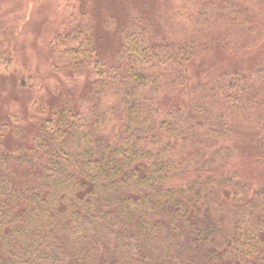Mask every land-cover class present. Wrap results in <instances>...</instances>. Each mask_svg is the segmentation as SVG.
Here are the masks:
<instances>
[{"label":"trees","instance_id":"obj_1","mask_svg":"<svg viewBox=\"0 0 264 264\" xmlns=\"http://www.w3.org/2000/svg\"><path fill=\"white\" fill-rule=\"evenodd\" d=\"M253 6L209 0L179 41L109 12V63L91 8L69 12L50 41L60 94L0 119V264H264V178L232 166L264 158V59L191 78L198 25L248 32Z\"/></svg>","mask_w":264,"mask_h":264},{"label":"rangeland","instance_id":"obj_2","mask_svg":"<svg viewBox=\"0 0 264 264\" xmlns=\"http://www.w3.org/2000/svg\"><path fill=\"white\" fill-rule=\"evenodd\" d=\"M204 1L209 0H0V119L4 120L11 113L26 119L32 111L33 99L38 95L60 94L64 83L57 84L53 77L49 51L54 43L50 41L67 29L71 18L69 12L78 11V7L91 8L96 43L104 49L103 57L109 63L114 62V56L108 51V42L105 44L100 36L105 14L110 12L123 21L140 10L144 19L154 20V27L166 39L179 41L184 34L181 31L186 27L190 29L185 31L183 38L193 37L192 32L197 26L189 19L204 12ZM253 9V17L262 21L253 23V29L250 27L248 32L236 23L226 22V19L218 23H203V20L198 25L202 30L191 63L197 73H190L192 81L207 79L211 75L223 77L224 73L233 70H246L264 59V8L253 6ZM160 18L163 21L159 22ZM77 93L72 92L76 96ZM178 95L182 97L184 93L166 91L165 100L170 104ZM168 104L165 107H170ZM254 155L253 158H240V155L232 166L238 167L241 175L258 181L264 178V158L255 159Z\"/></svg>","mask_w":264,"mask_h":264}]
</instances>
